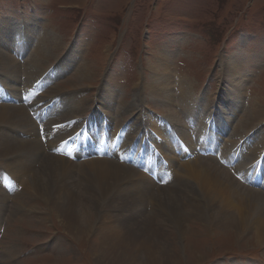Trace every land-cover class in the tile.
<instances>
[{"label":"rangeland","instance_id":"1","mask_svg":"<svg viewBox=\"0 0 264 264\" xmlns=\"http://www.w3.org/2000/svg\"><path fill=\"white\" fill-rule=\"evenodd\" d=\"M3 18L17 24L14 28L22 39L17 44L25 48L20 52L18 48L11 49L22 66L19 83L14 87L21 93L20 104L27 105L31 117L37 120L43 139L46 126L53 118L62 117L65 105L69 104L65 99L71 97L73 102L83 106L75 126L80 130L88 129L87 138L96 135L99 138L96 146L105 134L109 145L116 144L127 150L130 144H134L126 159L129 163L123 160L124 152L120 162L140 168L147 177L152 178L153 174L140 167L148 165L147 152L141 158L140 150L136 149L140 141L137 139L132 143L131 137L139 136L138 132L143 131L145 139L152 141L157 133L152 126L156 116L168 120V127L174 126L173 131L177 133L171 136L172 132L167 129L166 153L157 150L167 164L169 157L171 162L172 159L180 162L194 160L191 155L186 156L188 159H178L173 147V140L179 138L180 127H187L206 142L199 146L203 151L193 156L203 160L223 158L224 166L234 168L231 170L242 166L241 175L251 167L250 174L246 175L249 183L252 173L254 177L259 176L258 170L253 172V163L249 162L247 153L235 152L236 147L232 149L230 142L236 139L240 143L252 136V145L257 147L264 138V115L249 125V135L234 136L240 122L247 120L246 113L251 114L254 110L264 114V0H0V20ZM40 45L45 53L44 59L34 54ZM0 46L5 48L2 44ZM26 54L34 55L37 63L38 73L34 76L29 73L32 69L27 65L31 56ZM230 62L234 69L231 75L228 73ZM81 65L94 69L96 73L92 80L77 75ZM161 74L172 79L171 103L154 100L150 94L149 85ZM230 81L234 86H230ZM236 84L240 86L238 91L232 90ZM185 92L186 96L183 95ZM234 92L241 99L237 96V100L233 99ZM0 95V105L9 104L8 95ZM109 98L115 100L114 105H107ZM141 113L142 119L139 117ZM67 117L64 116L62 125L71 128L73 119ZM209 125L211 130L205 131ZM52 127L60 130L58 125ZM135 127L140 130L134 131ZM199 127L200 132L196 131ZM161 138V135L155 136L157 141ZM59 151L60 148L56 147L53 153L58 155ZM94 155L85 159L69 157V160L79 164L96 158L98 153ZM11 162V159L3 161L0 158V186L3 184V190L9 195L0 219V264H99L95 244L99 236L93 233L73 238L52 206L34 191L30 177L5 179L6 175L10 176L5 172L8 171L5 166ZM175 164L180 167L179 162ZM40 166L36 164L37 170ZM261 167L264 171V164ZM76 173L79 175L78 171ZM175 173V176L170 175L161 169L156 184L164 188L171 184L177 186L178 176L179 181L183 176L181 172ZM233 173L236 182L243 184ZM42 179L44 183H37L40 190L46 192L48 177ZM5 181L9 182L5 185ZM254 182L253 186L251 183L242 186L264 192L261 187L264 186V173ZM73 183L80 186L79 209L89 211L93 225H97L99 220L92 214L94 198L84 192L83 181ZM186 210L192 216L187 225L193 230L185 233L160 216L152 199L148 205L145 203L141 213L152 216L156 212V227L166 235L163 239L165 247L171 254L179 255L180 264H264V241L258 243L253 230L236 234L237 224L234 223L230 227L210 228L190 207ZM197 228L202 231L196 239L201 251H195L193 246L188 253L187 238ZM230 233L234 237H228ZM162 260L165 258L161 257ZM133 264H146V259L143 256Z\"/></svg>","mask_w":264,"mask_h":264},{"label":"bare ground","instance_id":"2","mask_svg":"<svg viewBox=\"0 0 264 264\" xmlns=\"http://www.w3.org/2000/svg\"><path fill=\"white\" fill-rule=\"evenodd\" d=\"M16 25V23H11L9 18L0 20V44L5 47L3 49L0 46V81L2 84L0 85V94L8 95L6 99L9 102V104L0 105V158L3 161L6 159L12 161L11 164L8 165L7 163L5 166L8 170L5 172H9L10 175H6L5 179L15 178L20 180L25 176L30 177L34 185V191L41 195L48 206H52V210H55L56 214L60 216L66 232L73 238L80 237L83 234L96 233L95 235L99 236L95 243L98 248L97 261L99 264H133L134 261L143 259V256L146 259V264H170L171 262L180 264L179 255L171 254L170 249L165 247L166 243L163 242V239L166 235L156 227V216H158L156 212L152 213V216L145 215V212L144 215H141L143 206H145V203L148 205L151 199L160 216H163V219H166L168 223L174 225V228L182 233L193 230L187 225L192 218L186 210L187 207H190L195 215L201 221L206 222L210 228H216L220 225L230 227L234 223L237 224L236 234L248 233L253 230L256 241L258 243L264 241V192L242 186L248 184L246 175L251 167L245 170V174L241 175L242 166H239L237 170H231L227 165L224 166L223 158H215L216 161L214 158L204 160L196 158L193 155L198 154L199 149L202 152L199 146L206 144V142H202L203 140L199 139L200 137L197 138L195 134L190 132V128L187 130V127H180L179 138L173 140V147L178 159L191 155L190 157L194 160L180 162L172 159L171 162V157H169L167 160L170 162L167 164L163 157H159L155 151H151L148 154L150 155L149 165L140 167L146 168V171L152 173L155 179L147 177L146 173L144 174L140 168L132 167L125 164V162L121 164L120 158L123 157V152L128 156L125 148H118L119 145L116 144L107 145L104 142L99 146L91 147L90 145L93 143L86 138V129L80 130L76 127L77 116H79V110L83 106L73 102L74 99L71 97L65 99V101L68 100L67 103L69 104L65 105L66 109L62 117L53 118L48 126L45 125L47 130L42 133L43 139L39 133L41 129L37 126V120L31 117L27 105L25 107L20 104L22 100L21 93L16 91L14 87L15 84L19 83L22 66L14 58L11 49L16 50L15 48H18L17 51L19 52L25 50L24 45L18 47V40L22 41V39L16 33L14 28ZM26 37L27 35L25 39ZM27 45L28 50H30V45ZM42 51L40 45L34 50V54L39 56V59H44L45 53ZM27 55L29 54L25 56ZM29 56H31L30 59L27 57L29 63H26L32 69H30L32 72L29 73L36 75L38 73L37 63L34 60V55ZM228 68V73L231 75L234 70L232 62H230ZM95 73L94 69L81 65L77 75L88 76L90 81L95 77ZM234 76L232 75L233 78ZM171 83L172 79L169 76L163 77L161 74L159 77H154L153 83L149 85L152 99L171 103L173 101V96L170 95ZM238 84H240V81ZM230 86H234L231 85V81ZM27 89L29 90L28 87ZM239 89L240 86L237 84L234 88L232 87V90L235 91ZM23 90L26 91V89ZM25 94L28 93L25 92ZM183 95L186 96V92ZM235 96L237 94L234 92L232 98L236 99ZM237 97L241 99L240 96ZM28 98L30 97L28 96ZM0 101H2L1 95ZM114 101L112 98L107 99V105H114L112 103ZM131 108L134 110V105ZM132 113L134 114V112ZM67 115L73 119L71 128L62 125L65 121L64 116ZM263 115V112L254 110L251 114L246 113L247 120L245 119V123L240 122L241 125L234 136L239 137L244 133L248 134L249 125L253 121H258ZM141 116L142 113L139 115L142 119ZM139 117L137 119H140ZM174 118L175 121L178 120L177 117ZM53 125H58L60 130L52 127ZM152 126L155 129L154 132H157L155 136L161 135L162 137L156 142L159 149L166 153L165 147L168 145L166 133L170 130L172 132L170 135H175L174 126L168 127L163 123V120L160 121L157 118L153 120ZM201 127L196 131L200 132ZM138 129L140 130V128L135 127L134 131ZM206 130L207 128H205ZM11 131H13V134ZM17 133L18 135H16ZM135 137H131V141H134ZM252 138L250 136L240 143L233 138L235 141L233 140L230 143L232 149L234 146L236 147V149H233L235 152L247 153L246 155L250 158L249 162L253 163V172L256 173L257 170L259 171L260 163L264 161V154H262L264 151V138L260 140L259 145H256L257 147H253ZM56 147L60 148L58 155L53 153ZM128 147L131 148V145ZM143 148H146V146L143 145ZM94 149L98 153L96 158H90L91 160L88 161L84 160L85 162L79 164L69 160V157L75 156L84 157L85 159V157L95 154L92 152ZM138 159L140 161V158ZM123 160L127 161L124 157ZM127 162L129 163V161ZM176 162H179V168L175 164ZM36 164H41L39 170H37ZM161 169L165 173L174 176L175 172H178V174L181 172L184 179L182 178L179 181L178 176L177 182L179 184L177 186L171 184L167 188L161 187L155 182L158 179L156 176L160 177ZM77 171L79 175H77ZM232 171L240 177L239 180H242L243 184L238 180L236 182L235 177L231 175ZM32 173H34L33 176H31ZM43 176L48 177L46 192H42L40 185L37 183L38 181L44 183ZM0 178L2 177L0 176ZM76 181H83L84 192L86 194L90 193V196L95 200L92 205L94 208L92 214L99 220L97 225H93L94 222L89 211L79 209L81 194L78 189L80 186L73 183ZM6 182L9 181H5L4 184ZM2 185L0 186V215L5 210L6 201L9 200V195L5 193ZM7 186L9 187V185ZM1 217L2 215L0 219ZM202 227L205 229L204 226ZM197 229L187 238L188 253L193 246L195 251H197L196 249L201 251V245L196 239L201 236L199 233H202V231L199 228ZM228 237H234V234L230 233ZM161 257L165 258V260H162L163 262ZM191 258L193 259L192 255Z\"/></svg>","mask_w":264,"mask_h":264}]
</instances>
